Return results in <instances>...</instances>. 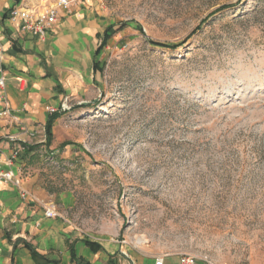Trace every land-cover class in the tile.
<instances>
[{
  "label": "rangeland",
  "instance_id": "obj_1",
  "mask_svg": "<svg viewBox=\"0 0 264 264\" xmlns=\"http://www.w3.org/2000/svg\"><path fill=\"white\" fill-rule=\"evenodd\" d=\"M87 1L99 93L38 154L54 205L120 264H264V0Z\"/></svg>",
  "mask_w": 264,
  "mask_h": 264
},
{
  "label": "crops",
  "instance_id": "obj_2",
  "mask_svg": "<svg viewBox=\"0 0 264 264\" xmlns=\"http://www.w3.org/2000/svg\"><path fill=\"white\" fill-rule=\"evenodd\" d=\"M14 5V0H0V77L5 78L0 95L9 103V117L0 119V170L23 177L30 197L22 199L11 184L0 183V264H120L116 246L81 236L65 217L60 207H66L64 203L54 205L34 169L38 154L52 149L54 139L45 145V125L54 114L49 110L59 113L65 97L78 110L96 101L105 20L95 16L91 3L81 0L70 13L59 14L54 32L38 39L10 20ZM68 115L54 121L53 138ZM50 207L57 216L46 218ZM25 245L45 261H35ZM154 259L137 257L134 263L154 264ZM164 264H180V258H167Z\"/></svg>",
  "mask_w": 264,
  "mask_h": 264
},
{
  "label": "built area",
  "instance_id": "obj_3",
  "mask_svg": "<svg viewBox=\"0 0 264 264\" xmlns=\"http://www.w3.org/2000/svg\"><path fill=\"white\" fill-rule=\"evenodd\" d=\"M15 5L10 11V20L20 23L21 31L38 39H43L48 32H54L58 25V17L61 12L70 13L72 8L81 5V0H14ZM5 87V78L0 77V91ZM0 119L9 117V103L3 93L0 95ZM71 101L65 97L58 109L63 114L71 111ZM50 113L57 110L50 109ZM15 142V137L9 138ZM20 149L13 152V158L18 154ZM23 177L15 175L11 170H0V183L11 184L15 187L22 199L30 197L24 188ZM45 217H56L57 213L54 208L50 207L45 210ZM163 257H156L154 264H164ZM196 258L192 255H183L180 258V264H195Z\"/></svg>",
  "mask_w": 264,
  "mask_h": 264
},
{
  "label": "trees",
  "instance_id": "obj_4",
  "mask_svg": "<svg viewBox=\"0 0 264 264\" xmlns=\"http://www.w3.org/2000/svg\"><path fill=\"white\" fill-rule=\"evenodd\" d=\"M225 8H227L226 6H223L219 9L216 10V12H220L222 10H224ZM103 43V42H102ZM104 45V43L102 44ZM101 45V46H102ZM157 46H159V44H155ZM62 114H59V113H54V114H51L46 122V125H45V134H46V141H45V145L47 146H50L51 144V141L53 139V135H52V126H53V123L56 119H58ZM66 146V145H63V147ZM25 247L27 249H29L33 259L37 262L39 261H45V259H43L42 257H40L29 245H25Z\"/></svg>",
  "mask_w": 264,
  "mask_h": 264
},
{
  "label": "bare ground",
  "instance_id": "obj_5",
  "mask_svg": "<svg viewBox=\"0 0 264 264\" xmlns=\"http://www.w3.org/2000/svg\"><path fill=\"white\" fill-rule=\"evenodd\" d=\"M146 243L144 237L140 236V237H136L134 240V245L137 247H140L142 245H144Z\"/></svg>",
  "mask_w": 264,
  "mask_h": 264
},
{
  "label": "water",
  "instance_id": "obj_6",
  "mask_svg": "<svg viewBox=\"0 0 264 264\" xmlns=\"http://www.w3.org/2000/svg\"><path fill=\"white\" fill-rule=\"evenodd\" d=\"M82 105H85V106H86V105H88V104H87V103H83V104L79 103V104H78V106H82Z\"/></svg>",
  "mask_w": 264,
  "mask_h": 264
}]
</instances>
